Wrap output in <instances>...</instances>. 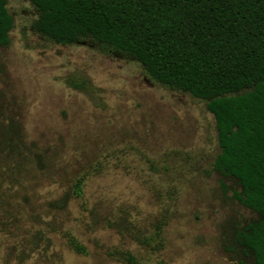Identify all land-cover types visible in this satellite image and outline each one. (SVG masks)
Masks as SVG:
<instances>
[{
    "label": "rangeland",
    "instance_id": "1",
    "mask_svg": "<svg viewBox=\"0 0 264 264\" xmlns=\"http://www.w3.org/2000/svg\"><path fill=\"white\" fill-rule=\"evenodd\" d=\"M8 8L15 26L0 47V121H19L41 160L31 154L13 169L0 148V264H132L129 255L139 264H252L234 227L255 214L213 167L219 146L206 102L90 39L40 36L31 0Z\"/></svg>",
    "mask_w": 264,
    "mask_h": 264
},
{
    "label": "trees",
    "instance_id": "2",
    "mask_svg": "<svg viewBox=\"0 0 264 264\" xmlns=\"http://www.w3.org/2000/svg\"><path fill=\"white\" fill-rule=\"evenodd\" d=\"M8 3L0 0V47L10 45L15 26ZM31 3L40 36L61 45L90 39L104 52L138 61L158 83L206 102L219 146L213 167L240 188L233 198L255 214L234 227L235 242L252 264H264V0ZM0 148L14 158L13 169L28 163L31 154L41 160L22 124L11 117L0 121ZM82 181L75 184L77 195ZM70 246L86 253L73 237Z\"/></svg>",
    "mask_w": 264,
    "mask_h": 264
}]
</instances>
